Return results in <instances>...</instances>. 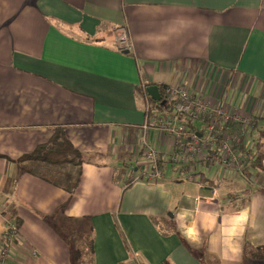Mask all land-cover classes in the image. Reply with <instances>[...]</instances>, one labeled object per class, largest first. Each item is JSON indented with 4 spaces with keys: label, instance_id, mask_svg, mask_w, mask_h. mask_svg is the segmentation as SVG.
Segmentation results:
<instances>
[{
    "label": "crops",
    "instance_id": "1",
    "mask_svg": "<svg viewBox=\"0 0 264 264\" xmlns=\"http://www.w3.org/2000/svg\"><path fill=\"white\" fill-rule=\"evenodd\" d=\"M121 28L131 50L118 46ZM171 83L225 98L264 123V0H0L3 246L1 209L15 203L23 220L4 264H74L63 242L32 253L34 234L59 238L41 220L30 232L31 209L56 214L67 226L89 218L96 230L93 264H244L247 244L264 245L258 167L225 172L213 164L219 158L199 156L186 168L164 166L163 178L174 175L164 180L185 184L161 177L127 187L124 179L114 181L125 160L148 163L145 136L166 156L179 148L170 134L143 129L152 98L147 88ZM61 127L81 151L106 158L84 163L74 193L19 173L14 162ZM257 130H248L249 149ZM210 145H203L205 153L219 155ZM183 172L192 178L182 179Z\"/></svg>",
    "mask_w": 264,
    "mask_h": 264
},
{
    "label": "trees",
    "instance_id": "2",
    "mask_svg": "<svg viewBox=\"0 0 264 264\" xmlns=\"http://www.w3.org/2000/svg\"><path fill=\"white\" fill-rule=\"evenodd\" d=\"M159 88L166 103L162 104L160 101H155L151 98L148 111L149 118L156 121H167L171 123H173L174 120L179 119L182 122V125L186 126L191 133L206 132L205 130L207 129L209 119L198 121L187 114L177 112L175 108L177 100L166 93L167 86L161 85ZM258 127L259 125L255 123V119L253 121L251 118L249 124H243L242 121H236L232 118L227 123H223L216 127L213 134H216L217 138L213 143L219 148L222 146V141L225 139V136L230 137V141L234 144V151L240 156V165L246 167L254 166L264 171V130H257L259 132L258 138L254 141V144L256 145L254 148L251 147V149H249L246 144L249 138L248 130H254ZM238 138L241 139V142L237 144L236 140ZM185 141L190 142L191 138H186ZM216 150L217 149L213 152ZM178 152L179 148H175L173 153L169 154L168 158L160 161L157 169L162 175L164 166L168 163L182 168H186V166L189 165L179 164L172 159L171 156L177 155ZM96 156L97 158L102 157L99 153L81 151L68 138L65 129L61 127L55 129V132L49 141L39 144L34 150L23 154L14 162L17 165L19 173H27L37 176L70 193H74L80 184L84 163L93 161ZM124 165L125 164L116 166L114 181L120 183V181L124 179V186L127 187L136 181V168L139 170L141 165ZM151 167L152 170H156L153 165H151ZM190 175H193V173ZM1 213L6 218L4 236L7 239L13 232L12 227L16 226L17 230H19L22 226L23 220L18 215L17 205L15 203L3 207ZM90 246L93 248V241L90 242ZM76 251L78 253L80 252L78 247H76ZM244 264H264V245L252 246L247 244L244 254Z\"/></svg>",
    "mask_w": 264,
    "mask_h": 264
},
{
    "label": "built area",
    "instance_id": "3",
    "mask_svg": "<svg viewBox=\"0 0 264 264\" xmlns=\"http://www.w3.org/2000/svg\"><path fill=\"white\" fill-rule=\"evenodd\" d=\"M117 42L121 50L132 49V43L125 28H121L118 31ZM166 93L177 100L175 104L177 112L187 114L198 121L209 119L206 133H191L186 126L182 124L174 125L171 122L156 121L149 118L148 111L150 105L147 106V114L145 122L143 123V129L146 132L150 131V129H158L163 133L170 134L174 138L179 145V152L177 155L171 156L172 159L179 164H190L195 162L199 156L201 159L204 157L215 160L219 158V161L227 167L240 168V156L234 151V144L230 141V137L225 136L221 146L222 153L219 155L214 154L210 157L208 154H205L202 156V153H205L203 145L216 140L217 135L213 134V132L216 130V127L221 124L227 123L232 118L236 121H242L243 124H249L251 122V117L244 115L241 111L234 110L232 106L228 105L225 98L218 96L214 100L208 99L200 94H195L184 84H169L166 88ZM186 138H191V143L186 142ZM240 140L241 139L238 138L236 143H240ZM144 144L147 147L146 161L156 168V170H153L152 175H149V178H159L162 174L157 169V166L162 159L168 158V156L149 145L147 136L144 138ZM181 178L184 180L191 179L192 176L186 174ZM12 229L13 232L11 236L8 237L5 245L0 251V261H4L11 253L12 245L18 236L16 226H13Z\"/></svg>",
    "mask_w": 264,
    "mask_h": 264
},
{
    "label": "rangeland",
    "instance_id": "4",
    "mask_svg": "<svg viewBox=\"0 0 264 264\" xmlns=\"http://www.w3.org/2000/svg\"><path fill=\"white\" fill-rule=\"evenodd\" d=\"M171 84L172 85H178V84H173V83H171ZM168 85H166V86H168ZM145 104L146 103H144V107H145ZM242 113L245 115V112H242ZM248 117H250V116H248ZM0 124H3V122H0ZM257 129H259V130L264 129V123L262 122V124H260ZM250 138H252V141H253V137L251 136ZM171 141H172V139H171ZM263 141H264V139H263ZM240 142H241V140H240ZM189 143H191V141ZM210 144H214V143L211 142V143L205 144V145H210ZM154 145L156 148H160L162 143H159V139L157 138L154 142ZM204 147H206V146H204ZM218 152H219V154L222 153L221 147L218 148ZM205 154L206 153H202V156ZM96 159H97V156H96ZM101 159L105 160L106 158H104V155H103ZM128 161L129 160H125V162H128ZM125 162H124V164H125ZM220 163L221 162H219V159H217L213 164L214 165L216 164L218 166L222 165L221 167H219V169L222 171H225V172L227 170H230L231 168H233V169L235 168V167H227L224 164H222V163L220 164ZM202 166H204V165H202ZM235 169H237V168H235ZM236 171H238V170H236ZM186 174H188V173L183 172L182 176H184ZM149 175H152V167H151V165H149V163H146L144 166H142L139 170H137L135 172L136 181H143L145 183H147L149 181ZM171 176H174V175L172 173L168 172V175H166V177L164 176V178L161 177L160 180L164 181V182H169V183L173 182L176 184H185L186 183L183 180L182 181H166L167 179H170ZM153 179H156V178H153ZM164 179H166V180H164ZM31 211L33 213L32 218H31V224H32V229L30 230L31 233L34 234V229H36V228H33V226L34 225L36 226V223L38 222V220H41L46 224V226L48 228L49 227L52 228V230L54 231L56 236L60 239L59 240L55 237L53 239L43 237L39 240L37 233H36V234H34L35 236L33 237V239H35L34 246H31V249L33 251L32 253H34V251L36 249H38V251L43 253L44 251H47L48 248L49 249L56 248L58 243L62 244V242H63L67 246V248H71L72 253H73V258L75 257L74 261H73L74 264H93V262L91 261V256L95 252L96 230H95L94 226L91 224L92 221L89 218H83V220H85V221H80V222L70 221L68 226H67V220H66V222H61L60 218L56 217V214H54L53 216H48V215L42 216L44 214H41L39 211H33L32 209H31ZM58 214L63 215V212L62 211L58 212ZM116 218H117V216H116ZM19 230H21V229H19ZM125 236L126 235L124 234V237ZM2 241H3V236L1 235L0 236V251H1L2 246H3ZM91 241H93V248L90 246ZM15 243L16 242H14V245H15ZM76 247H78L81 254H80V252L78 253L76 251ZM74 250L76 251V253L74 252ZM32 253L30 256H33ZM78 254H80V255H78ZM2 262L3 261H0V264L5 263V261L3 263Z\"/></svg>",
    "mask_w": 264,
    "mask_h": 264
},
{
    "label": "water",
    "instance_id": "5",
    "mask_svg": "<svg viewBox=\"0 0 264 264\" xmlns=\"http://www.w3.org/2000/svg\"><path fill=\"white\" fill-rule=\"evenodd\" d=\"M147 92L155 101H160L162 104L166 103V100L163 99L159 86L157 85L149 86L147 88Z\"/></svg>",
    "mask_w": 264,
    "mask_h": 264
}]
</instances>
